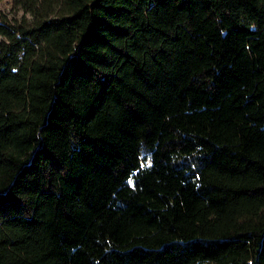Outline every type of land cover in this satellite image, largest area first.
Masks as SVG:
<instances>
[{"label":"trees","instance_id":"1","mask_svg":"<svg viewBox=\"0 0 264 264\" xmlns=\"http://www.w3.org/2000/svg\"><path fill=\"white\" fill-rule=\"evenodd\" d=\"M13 1L0 264H264V0Z\"/></svg>","mask_w":264,"mask_h":264},{"label":"rangeland","instance_id":"2","mask_svg":"<svg viewBox=\"0 0 264 264\" xmlns=\"http://www.w3.org/2000/svg\"><path fill=\"white\" fill-rule=\"evenodd\" d=\"M0 12L11 21H21L23 18L30 20V15L25 13L23 8L16 5L13 0H0Z\"/></svg>","mask_w":264,"mask_h":264}]
</instances>
